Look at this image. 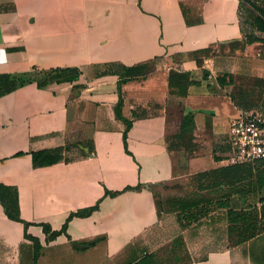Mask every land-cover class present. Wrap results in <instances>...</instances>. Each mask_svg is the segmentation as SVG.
<instances>
[{
    "label": "crops",
    "instance_id": "crops-1",
    "mask_svg": "<svg viewBox=\"0 0 264 264\" xmlns=\"http://www.w3.org/2000/svg\"><path fill=\"white\" fill-rule=\"evenodd\" d=\"M255 17L243 0H0L15 84L0 93V264H152L157 192L227 166L213 142L241 111L214 50L236 47L239 81L264 80ZM66 69L78 78L17 83ZM190 264H264V233Z\"/></svg>",
    "mask_w": 264,
    "mask_h": 264
},
{
    "label": "rangeland",
    "instance_id": "rangeland-1",
    "mask_svg": "<svg viewBox=\"0 0 264 264\" xmlns=\"http://www.w3.org/2000/svg\"><path fill=\"white\" fill-rule=\"evenodd\" d=\"M244 30L248 32V27H244ZM233 49L237 50L236 47L230 49L229 52L215 49L211 55L217 57L216 61L220 63L218 73H222L223 77L219 76V80L224 83L228 77L229 84L232 85L230 94L234 96V103L241 111L239 116L230 121L228 132L214 139L213 142L217 160L224 159L227 166L245 163L242 158L237 157L238 148L233 147L229 141L233 121L246 118L260 122L259 126L264 135V80L239 81V75L243 74L242 72L239 74L238 63H242V60L235 57ZM150 71V69L144 70L143 75ZM53 78L55 77H48L41 72L34 71L22 76L18 83L57 80ZM186 78L187 76L182 73L174 75L175 82ZM137 115H142V113L139 112ZM212 170L215 169H210L208 172ZM179 185L175 183L173 189L180 188L182 189L180 191H158L156 194L160 208V221L157 223L159 231L156 236L154 234L156 243L148 248L151 257L155 258L152 264H190L212 253L239 250L259 236L257 234L258 236L252 235L251 237L250 229L255 224L256 228L263 226L258 212L261 211L264 199V187L252 195L250 194L251 188L246 182L230 187L211 178H208L206 182H200L198 176L195 180L185 184L187 186ZM204 190L208 191L204 192ZM226 202L227 205H223ZM230 210L244 216L240 223L230 222L228 216ZM243 235L248 239L243 240Z\"/></svg>",
    "mask_w": 264,
    "mask_h": 264
},
{
    "label": "trees",
    "instance_id": "trees-1",
    "mask_svg": "<svg viewBox=\"0 0 264 264\" xmlns=\"http://www.w3.org/2000/svg\"><path fill=\"white\" fill-rule=\"evenodd\" d=\"M243 1L249 7H251L253 12H255L256 17L254 18V23L260 31L264 32V0H243ZM256 1L260 3L259 6L254 4ZM258 41L264 43V40H260L257 38H249L250 43L258 42ZM130 71L132 70H128L126 75H129ZM50 74L52 76L49 75L48 77H55L53 79H57L56 81H58V83L72 82L76 80L79 75L77 70H68V69L63 70V71L50 72ZM124 81L126 80L120 81L119 85ZM21 84H25V83H21ZM14 86H15L14 82L12 80H9L8 76H3L0 78V93L9 92L11 88ZM121 106H122V100L120 97V100L117 105L116 113H117L118 118L122 119L126 124V130L123 133V142L125 145V152L128 153L127 147H126V138H127V132L132 126V122L121 117V114H120ZM192 126H193V122H192L191 117L186 116L183 118L180 124L179 132L183 133L187 130H190ZM214 159L215 161H219L217 160L215 156V149H214ZM55 160H56V157H52L50 159V161H55ZM33 161L35 164L37 163L45 164L46 162H48L47 154L46 153L34 154ZM206 175H208V178H211L214 181H218L230 187H234L237 184L246 182L247 186L251 188L250 194L253 195L255 194L256 191L262 190L264 187V160H255L253 162H247L243 164L238 163V164L229 165L223 168L212 170L211 172H208V173L200 174L198 175V177H204ZM223 205H227V202L226 204H223ZM7 215L11 219H15L8 212H7ZM228 216L230 217V222L233 224L240 223V221L244 218V216L236 214L232 212L231 210L228 212ZM258 216L261 217L263 226L261 228H256V224L252 226V228L250 229L251 237L258 236L264 233V199L262 200V207H261V211L258 212ZM245 237L246 236L243 235L242 239L247 240L248 238H245ZM38 249H39V245L36 242V252L34 255V261L38 257Z\"/></svg>",
    "mask_w": 264,
    "mask_h": 264
},
{
    "label": "built area",
    "instance_id": "built-area-1",
    "mask_svg": "<svg viewBox=\"0 0 264 264\" xmlns=\"http://www.w3.org/2000/svg\"><path fill=\"white\" fill-rule=\"evenodd\" d=\"M260 122L239 118L231 123L229 141L245 163L264 160V135Z\"/></svg>",
    "mask_w": 264,
    "mask_h": 264
}]
</instances>
